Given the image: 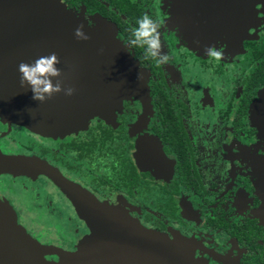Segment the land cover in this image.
Returning <instances> with one entry per match:
<instances>
[{
	"label": "flooded vegetation",
	"instance_id": "flooded-vegetation-1",
	"mask_svg": "<svg viewBox=\"0 0 264 264\" xmlns=\"http://www.w3.org/2000/svg\"><path fill=\"white\" fill-rule=\"evenodd\" d=\"M62 2L87 26L110 28L147 91L107 92L95 115L70 131L31 130L0 116L1 153L35 157L49 172L37 164L31 175L0 173V198L19 223L67 251L100 226L124 236L139 224L183 243L199 264H264V134L252 115L264 88V0ZM145 13L161 22L167 64L130 45ZM14 185L35 193L33 210L67 213L63 241L44 240L46 227L24 211Z\"/></svg>",
	"mask_w": 264,
	"mask_h": 264
},
{
	"label": "water",
	"instance_id": "water-1",
	"mask_svg": "<svg viewBox=\"0 0 264 264\" xmlns=\"http://www.w3.org/2000/svg\"><path fill=\"white\" fill-rule=\"evenodd\" d=\"M80 24L89 40L75 37ZM52 52L61 61L56 67L63 73L60 79L64 86L74 87L75 92L71 96L60 92L41 103L33 99L28 86H20L18 66ZM137 66L108 26H87L62 0H0V116L11 122L31 130L81 127L86 118L95 115L93 108L107 98V92L125 95L147 91ZM52 79L55 83L58 78ZM252 115L264 134V88ZM37 164L49 174L35 157L0 151V173L31 175ZM260 167L257 182L264 221V156ZM127 228L129 232L121 236L113 231L108 234L100 226L80 241L76 250L67 251L33 238L19 223L13 207L0 198V264H199L187 255L183 243L139 224Z\"/></svg>",
	"mask_w": 264,
	"mask_h": 264
},
{
	"label": "clouds",
	"instance_id": "clouds-1",
	"mask_svg": "<svg viewBox=\"0 0 264 264\" xmlns=\"http://www.w3.org/2000/svg\"><path fill=\"white\" fill-rule=\"evenodd\" d=\"M137 25L136 28L132 29L130 45L143 48L145 55L155 59L157 65L167 64L170 57L168 53L162 51L161 22L145 13L137 21ZM74 35L78 40L90 39V36L84 31L83 24L75 29ZM204 54L215 58L217 61L222 58L221 52L210 47L204 48ZM60 62L55 52L47 56H41L31 64L21 62L18 66V71L21 73L20 86L22 88L28 86L33 93V99L41 103L60 92H63L66 96L73 95L75 88L64 86L63 79H60L63 73L61 69L56 67ZM52 78L58 79L53 83Z\"/></svg>",
	"mask_w": 264,
	"mask_h": 264
},
{
	"label": "rangeland",
	"instance_id": "rangeland-1",
	"mask_svg": "<svg viewBox=\"0 0 264 264\" xmlns=\"http://www.w3.org/2000/svg\"><path fill=\"white\" fill-rule=\"evenodd\" d=\"M195 80L199 83V85L202 86V84H203L202 81H204V80H202L200 78H196ZM12 188H13V186H12ZM14 188L20 195L18 200L22 204V206L24 207V211H27L28 213L33 214V215L35 214L36 220L39 223V225L46 227V229L42 233L44 235L43 236L44 240L50 241V240L45 239V237L51 236V234H53L54 238H56L55 241H57V242L63 241L62 236H64L67 233L66 231L68 229V225L61 218H65L67 216V213L62 211V215L55 218L54 216L51 217V215L53 213L48 212L46 207H43L42 209H37V210H35V208H34V210H33V207H34L33 200H35V198L37 197L36 195H34L35 193H33L32 190H30V189L24 190L21 187H19L18 185H14ZM32 189H33V187H32ZM38 196H42L41 200L44 199L46 196L45 191L40 190L38 193ZM37 200H39V199L37 198ZM33 230H35V229H33Z\"/></svg>",
	"mask_w": 264,
	"mask_h": 264
}]
</instances>
